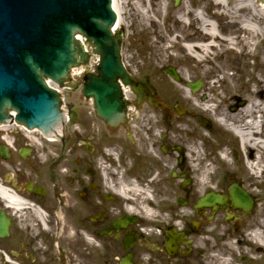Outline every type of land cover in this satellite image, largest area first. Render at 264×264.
Wrapping results in <instances>:
<instances>
[{
    "label": "flooded vegetation",
    "instance_id": "af4514ba",
    "mask_svg": "<svg viewBox=\"0 0 264 264\" xmlns=\"http://www.w3.org/2000/svg\"><path fill=\"white\" fill-rule=\"evenodd\" d=\"M133 50L137 70L120 122L108 124L94 115L99 123L92 132L71 122L49 135L13 127L0 132V188L18 200L13 206L0 191V223L8 221L6 232L0 231V264H212L211 255L220 264H264V222L256 213L249 217L254 199L248 211L196 206L209 191L205 186L201 195L185 197L188 214L169 222L149 224L124 210L115 192L118 176L136 188L134 193L156 192V158L177 150L159 127L167 122L169 104L160 99L147 65L137 64L143 50ZM112 142L109 151L118 164L110 171L116 173L107 171L103 178L102 146ZM179 156L176 163L183 159ZM233 182L242 186L231 181L216 191L228 196Z\"/></svg>",
    "mask_w": 264,
    "mask_h": 264
},
{
    "label": "bare ground",
    "instance_id": "6f19581e",
    "mask_svg": "<svg viewBox=\"0 0 264 264\" xmlns=\"http://www.w3.org/2000/svg\"><path fill=\"white\" fill-rule=\"evenodd\" d=\"M113 1L114 10L117 14L116 24L120 27L122 23H125L122 15L125 12L123 9L124 3L129 5L134 2H131V0ZM148 1L150 2V9L149 7H144L140 11V14L147 18L150 17L148 13L151 11V8L155 6L154 0ZM207 1L210 0H201L202 3H207ZM213 2L215 6L218 7V10L212 11V14H210L214 16V20H209L203 11L197 9L191 10L189 4H185L182 8L175 11V24H177V26H190L189 28L193 31L180 37V29L174 27V35L171 36L172 38L165 39L163 34H159L156 39L158 42L162 43L163 46L166 44V51L170 47V44L167 43L173 41L178 44L180 53L189 58L193 62L194 67H196L194 71L199 73L201 77L199 78L201 79V86L199 89L194 92H187L184 87L187 86V79L192 76L194 73L193 69H195L189 64H184L186 68L184 70L175 69L178 73L179 80L175 81L171 79L172 82L176 84L175 87L171 88L172 91L177 92L182 103L184 102L187 104V107L193 115L200 118H212L214 129L219 137V146L217 147L219 151L218 153L213 151L211 137L204 129H192L189 127L187 120L182 121V119H179L176 128L180 132H184L187 135V139L181 144L177 142V139L173 136H169V143L172 145V148H176L177 151L172 149L168 154H161L160 157L168 162L169 167L173 169L174 176H178V178L180 175L175 170V164L180 166L182 161L185 160L184 169L186 171L183 170L184 173L187 175L188 172H192L196 175L193 193L195 196L201 195L203 187L209 184V175L214 171L218 162L222 165L221 170H224L230 177H233L232 168L234 164L229 158L227 148L222 147L227 142V130L231 128L239 139V143L236 141L234 145L242 156L241 159L238 157L236 159V165L240 171L242 181L250 182V193L257 195L258 201H260L259 206L264 207V192L261 193L259 190L261 186H264V74L260 71V68H264V54L257 57L253 48L255 37L263 36L264 34V1L233 0L232 4H230L228 0H213ZM163 6H165V0H162L160 3V8ZM189 15L199 20L198 25L196 22L187 25V19H189L187 17ZM216 17L218 19L225 17L237 22L228 27L231 28L228 30L219 25ZM177 31L179 33H177ZM239 38L245 41V43L239 45ZM216 57H224L226 59H224L225 61L223 60L215 64L214 59ZM247 57H255L254 62L248 61ZM239 58L244 59V64L247 67H252V65H254L256 67V75L251 81L245 78L242 90L240 91L241 95H228V93L232 91V82L237 78V74L234 71L236 67L239 68V65L237 63L235 64V60ZM228 60H232V64ZM75 69L76 68H73L72 70L75 71ZM208 72L211 76L205 81L204 78H208ZM240 73H242V75L244 74L241 69ZM47 81L49 80L47 79ZM67 85L68 84H65L66 87ZM121 85L124 99L128 101L126 96L128 85L123 83ZM235 96L239 97L244 104L240 105L235 110H231L229 106H234L237 102ZM231 100H233L232 103H230ZM229 103L231 105H229ZM227 105L229 106L227 107ZM129 109L131 110L132 106H130ZM154 122H158L156 118H154ZM6 126L7 125H1L0 129ZM167 134H169V132ZM200 139L202 142L199 141ZM176 152H179V155H181L183 159L180 163L175 162L173 166ZM111 158L112 159L109 160L111 165H113L111 171H114V169L117 168L118 161L116 162L113 157ZM101 166V171L105 174L107 166ZM162 170V168H158V173L155 175L156 192L139 189L140 191L135 193L133 191H135L136 188L132 187L126 180L119 178L121 175L117 172V175H119L116 181L118 188L115 192L119 200L124 201L125 211L128 213H138L142 216L144 214L152 216L156 215L155 211L158 214L160 211L168 210L162 207L160 211H158V209L154 208L155 206L153 204H158V202L168 206L171 211L170 207H172V204H169L168 201L170 199V192L166 191L164 187L167 183H164L165 176L161 174ZM115 173L116 172H111V174ZM210 187L213 191L218 189L216 185ZM0 191L4 193L13 206L18 204V200L14 194L6 193L1 188ZM179 214L180 216L188 214L187 205H182L180 209L174 207V211L170 212L169 219H178V217H180ZM261 214L264 216V211H262ZM256 218L259 219V222H264V220L260 221L261 216H257ZM211 258L213 259L212 264H220L221 260L213 255H211Z\"/></svg>",
    "mask_w": 264,
    "mask_h": 264
},
{
    "label": "water",
    "instance_id": "95a60500",
    "mask_svg": "<svg viewBox=\"0 0 264 264\" xmlns=\"http://www.w3.org/2000/svg\"><path fill=\"white\" fill-rule=\"evenodd\" d=\"M112 6L113 0L112 4L111 0H0V122L14 118L44 133L64 122L60 93L45 78L62 87L70 79L69 68L87 61L76 33L100 56L97 72L84 76L83 94L93 98L97 114L105 121L121 119L117 78L126 82L129 75L120 61V31H112L116 21ZM167 72L178 80L173 68ZM191 86L196 89L199 84ZM229 194L230 205L250 209L252 200L240 187L232 185ZM226 200L209 193L198 206L225 205ZM7 225L8 221L0 223L2 233Z\"/></svg>",
    "mask_w": 264,
    "mask_h": 264
},
{
    "label": "rangeland",
    "instance_id": "374dc122",
    "mask_svg": "<svg viewBox=\"0 0 264 264\" xmlns=\"http://www.w3.org/2000/svg\"><path fill=\"white\" fill-rule=\"evenodd\" d=\"M134 2L133 4H125L123 6L124 9V14L123 18L125 20V23H122L120 28L122 30V32L125 35V41H124V53L125 56L126 54L128 55V58L131 57L132 55H134L135 57L137 56L136 53L134 52V50L132 51V49H134V47L139 46L140 49L143 50V55L137 59V64L141 65L142 62H144L147 66L146 69L151 71V82L153 83V85L155 86V88L158 90L159 92V97L161 100L168 102V104L170 105H175V107H169L168 105V109L166 111V115H167V122H164L163 124L159 125V127L161 129H163L164 131H166L167 133L169 132V134L166 137V142L167 144H169V136H173L175 139H177V142H180L181 144L184 142V140L187 139V135L184 132H180L179 130H177L176 125L178 123L179 119L183 120H187V122L189 123V127L190 128H201L204 129V131L210 135L211 137V141L213 142V144L211 145L213 147V151H215V149L219 146L218 142H219V137L214 129V125L212 122V118L208 119L210 120V127L208 129H206L201 123H200V117H196L195 115H193L190 112V109L187 107L186 103H182V101L180 100L177 92L172 91L171 87H175V83L172 82V80L170 79V77L168 76V74L165 71V67L167 66H173L176 69H186L184 64H189L192 65L193 69V74L190 77V79L187 80H195V79H199L201 78L199 73H196L194 70H196V67H194L193 62L187 58L184 54L180 53L179 49H178V44H176L175 42H170L167 44H170V47L168 48V50L166 51V44L163 46L162 43L158 42V40L156 39V37L159 34H163L165 39L168 38H172L171 36L174 35V27H177V29H180L181 31V35H179L180 37H183L186 34H189V32L191 33L193 30L191 28H189L190 26L186 27V25L182 26V25H178L175 24V19H174V15H175V11L177 9H180L183 7V5L185 4H189V8L191 10H195L196 6L202 7V10L206 13H208L209 15L212 14V11L218 10V7L215 6L213 0L207 1V3H202L201 0H180L177 4L174 3L173 0H165V6L160 8V3L162 2V0H154L153 2H155V6H153L151 8V11H149L148 15L150 16L149 18L144 17L140 14V11L142 10V8H147L149 7L150 9V2L148 0H131V2ZM233 0H228V2L230 4H232ZM152 2V3H153ZM229 4V5H230ZM187 18V25L192 24L193 22H196L198 25L199 20L198 19H194L192 17V15L188 16ZM218 19V18H217ZM237 20V19H236ZM189 21V22H188ZM222 22H230V23H236L237 21L235 20H229L228 18H219L218 19V23L220 25V23ZM226 29H231V28H226ZM177 33H179L177 31ZM256 39H254V43H253V48H254V52L257 55V57L262 56L264 54V34L263 36H259V37H255ZM244 44L245 41H243L242 39L239 38V45L240 44ZM151 51V56L150 58L147 57V53ZM171 55V56H170ZM255 57L252 58H248V61L250 62H254ZM224 57H216L214 59V63L218 64L221 61H223ZM230 59V58H229ZM239 61L238 65L239 68H237L236 66V70L234 71L237 74V78L234 79V81L232 82V91H230L228 93V95L231 94H239L241 95L240 91L242 90V85H243V81L246 79H249L251 81V79H254V76L256 75V67L254 65H252V67H247L244 64V59L243 58H239L237 59ZM225 61V60H224ZM231 64H232V60H228ZM234 63V62H233ZM235 64H236V60H235ZM239 69V70H238ZM240 69L241 71H243V75L242 73H240ZM198 70V69H197ZM260 71L264 74V68H260ZM209 73V72H208ZM211 76V74H208V78H204L205 81L207 79H209ZM70 87L68 88H64L62 89V97H63V103L65 105V110L67 111V115L69 118V121L67 119V123L71 122L72 124H79V125H83V127L86 128V132H92L94 131V129L97 127L99 121L97 122L95 117H94V111H93V105L90 101V99H86L80 90V85L78 83H76L75 81L73 82L72 86L69 85ZM220 101V100H219ZM233 100H231L230 103H232ZM229 103V105H231ZM177 105H182L186 108V112L179 114L177 112ZM227 105V107L229 106ZM226 107V106H225ZM171 129V130H170ZM191 129V131H192ZM1 132V131H0ZM86 132H83L84 134ZM227 141V140H226ZM227 149L229 150V158L230 160L233 162L234 167L232 168V176L233 178L231 179L230 176L224 171L221 170L222 165L218 162V164L215 166V169L213 172L210 173L209 178H208V183L211 184V186L216 185L218 186V188H220L221 183H229L231 181H238L240 184H242L245 188H247L249 191L251 190L250 187V182H244L242 181V177L240 174V171L238 170V167L236 165V158H234L232 156L231 153V146L232 143L227 142ZM111 145H113V142L110 144H107L105 146H102V151L103 154L105 155L103 157V164L106 166L107 164V154L106 152L109 150V148L111 147ZM108 149V150H107ZM238 153V158L241 159V154L239 151H237ZM179 154V152H176V156ZM160 155L158 154L157 158H156V162H157V169L162 168V172L161 174H163L165 176V182L167 183L164 185L166 191L170 192V199L169 204H172L171 211L169 209L168 206L163 205L162 203L158 202V204H153L156 208L158 209V211H160V209L163 207L165 209H168L165 211H163L161 213L155 211L156 215H152V216H147V215H141L142 219L144 218L146 223L152 224L155 222H169L170 219V212L174 211V207H177V209H180L181 206L178 204V200L180 198L185 199L186 196H190V197H194L195 194L193 193V189L195 187L194 181L196 179V175H194L192 172H188L186 177H173L171 175V172L173 171V169H171L168 165V162L164 161L162 157H159ZM176 162V159L174 160L173 166ZM71 165L68 161L66 163V168L64 170V172H66V174L71 173ZM163 165V167H162ZM175 170L177 171L178 174H182L184 173L183 170L185 167V160L182 161V163L180 164V166H177ZM102 167V166H101ZM101 167H100V172H101ZM173 168V167H172ZM110 171V170H108ZM186 171V170H185ZM158 172V170H157ZM72 175V174H71ZM102 175V173H101ZM103 176V175H102ZM190 178L192 180V182H190V184H185L184 189L180 188V183H182L185 179ZM103 178H107L104 177ZM175 181V182H174ZM108 181H106V179H104V184L106 186V183ZM226 186V185H225ZM226 188V187H225ZM260 192L263 193L264 192V186H261L259 188ZM252 196L255 200V209L254 212L251 216L249 217H253V215L256 213V216H261L260 221L264 220V216H262L261 212L264 211V207L259 206V202L258 201V196L255 195L254 193H252ZM150 207V206H149ZM176 211V210H175ZM177 213V211H176ZM143 214V213H142ZM180 216V214H179ZM183 216H180V218H182ZM163 225H166L165 223H162ZM222 256V255H221Z\"/></svg>",
    "mask_w": 264,
    "mask_h": 264
}]
</instances>
